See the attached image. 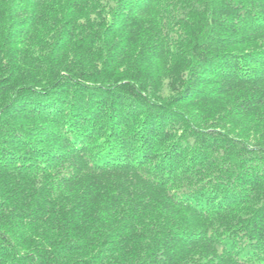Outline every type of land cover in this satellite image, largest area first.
I'll list each match as a JSON object with an SVG mask.
<instances>
[{
  "label": "trees",
  "instance_id": "obj_1",
  "mask_svg": "<svg viewBox=\"0 0 264 264\" xmlns=\"http://www.w3.org/2000/svg\"><path fill=\"white\" fill-rule=\"evenodd\" d=\"M0 264H264V0H0Z\"/></svg>",
  "mask_w": 264,
  "mask_h": 264
}]
</instances>
